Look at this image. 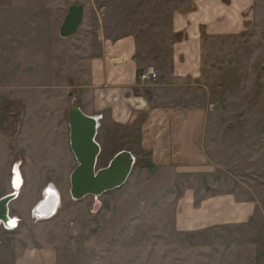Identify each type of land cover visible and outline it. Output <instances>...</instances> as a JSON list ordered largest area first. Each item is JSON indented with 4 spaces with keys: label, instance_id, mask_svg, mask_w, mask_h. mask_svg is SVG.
Listing matches in <instances>:
<instances>
[{
    "label": "rangeland",
    "instance_id": "374dc122",
    "mask_svg": "<svg viewBox=\"0 0 264 264\" xmlns=\"http://www.w3.org/2000/svg\"><path fill=\"white\" fill-rule=\"evenodd\" d=\"M72 4L83 6V22L61 38ZM128 33L146 58L163 63L179 47L185 62L195 42L196 75L171 92L174 105L201 111L204 158L157 164L143 145L144 115L122 126L104 118L97 168L120 150L135 163L120 187L74 200L67 115L87 80L82 60L104 38ZM15 165L17 225L0 228V264L45 249L56 264H264V0H0V196L11 192ZM50 185L60 204L53 217L36 220ZM229 194L252 207L243 223L176 228L178 211Z\"/></svg>",
    "mask_w": 264,
    "mask_h": 264
},
{
    "label": "crops",
    "instance_id": "0c3cea01",
    "mask_svg": "<svg viewBox=\"0 0 264 264\" xmlns=\"http://www.w3.org/2000/svg\"><path fill=\"white\" fill-rule=\"evenodd\" d=\"M179 48H175V52L171 50L163 63L156 58H146L148 49L142 48L133 33L104 38L99 52L97 48V53H86L83 57L82 61L88 64L87 80L77 94L82 111L100 117L99 127L104 118L110 124L122 126L133 124L136 118L144 115L146 120L140 127L143 145L153 151L154 162L162 165L172 160L199 164L204 158L200 151V126L195 123L201 111L182 108L172 102V88L182 78L195 76L197 70L195 42L184 51L185 62L180 61L183 49ZM149 66L154 68L158 78L155 81L138 79V73ZM36 195L34 190L24 197L19 206L22 214L27 212ZM251 210L250 204L236 202L230 194L212 197L198 207L188 205L187 209L178 211L174 224L179 230L212 224H240L250 217ZM55 259L51 250H28L15 258L14 264H56Z\"/></svg>",
    "mask_w": 264,
    "mask_h": 264
},
{
    "label": "water",
    "instance_id": "95a60500",
    "mask_svg": "<svg viewBox=\"0 0 264 264\" xmlns=\"http://www.w3.org/2000/svg\"><path fill=\"white\" fill-rule=\"evenodd\" d=\"M83 16V6L70 5L60 25L59 36L67 38L75 35L83 22ZM67 119L69 145L77 162L69 177L71 198L80 200L88 195L97 197L123 185L128 179L136 160L132 152L120 150L106 166L97 168L98 157L101 152L100 144L96 140L99 125L97 118L85 114L79 106L77 97H73ZM19 186L17 185L13 192L0 197V228L10 229L9 206L10 202L16 199ZM56 200V206L58 207L59 201ZM56 208L54 211H56ZM34 210L36 213L38 207Z\"/></svg>",
    "mask_w": 264,
    "mask_h": 264
},
{
    "label": "bare ground",
    "instance_id": "6f19581e",
    "mask_svg": "<svg viewBox=\"0 0 264 264\" xmlns=\"http://www.w3.org/2000/svg\"><path fill=\"white\" fill-rule=\"evenodd\" d=\"M97 118V122L99 123V116H95ZM98 125V128H99ZM17 185H20V183H14L13 186L16 187ZM57 195V196H56ZM55 197V198H54ZM59 201L60 204V195L58 194L57 190L52 187L49 186L47 189H45L44 191V196L43 198L39 201L40 203L38 204V210H36L37 215L39 216L38 220H47L51 217L54 216V214L56 213L58 207L57 205V200ZM44 200V201H43ZM46 202V203H45ZM57 207V208H56ZM56 208V211H54V209ZM54 213V214H52ZM10 221H9V226L10 229L16 227L17 225V218L14 216H10Z\"/></svg>",
    "mask_w": 264,
    "mask_h": 264
},
{
    "label": "built area",
    "instance_id": "2783aa9c",
    "mask_svg": "<svg viewBox=\"0 0 264 264\" xmlns=\"http://www.w3.org/2000/svg\"><path fill=\"white\" fill-rule=\"evenodd\" d=\"M157 78H158V75H157L156 71L154 70V68L151 66L143 69L138 75V79H140L141 81H155ZM36 207L37 206H35L34 209ZM33 215H34V217H33L34 219L37 220L39 218L37 213H35V210H33Z\"/></svg>",
    "mask_w": 264,
    "mask_h": 264
},
{
    "label": "flooded vegetation",
    "instance_id": "af4514ba",
    "mask_svg": "<svg viewBox=\"0 0 264 264\" xmlns=\"http://www.w3.org/2000/svg\"><path fill=\"white\" fill-rule=\"evenodd\" d=\"M12 177H11V184L13 185L14 183H20L19 189L21 188V182H22V177H21V173L20 171L17 169V166L15 165L11 171ZM53 187V185H50ZM49 187V186H48ZM55 188V187H54ZM18 189V191H19ZM15 190V187L12 186L11 188V192H13ZM45 191V189H44ZM10 193V192H8ZM3 196V195H2ZM44 196V195H43ZM1 197V196H0ZM17 198V197H16ZM11 216V215H10Z\"/></svg>",
    "mask_w": 264,
    "mask_h": 264
}]
</instances>
